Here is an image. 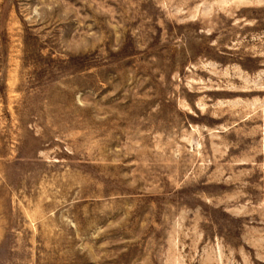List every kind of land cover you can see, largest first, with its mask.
<instances>
[{
  "label": "rangeland",
  "instance_id": "rangeland-1",
  "mask_svg": "<svg viewBox=\"0 0 264 264\" xmlns=\"http://www.w3.org/2000/svg\"><path fill=\"white\" fill-rule=\"evenodd\" d=\"M0 264H264V0H0Z\"/></svg>",
  "mask_w": 264,
  "mask_h": 264
}]
</instances>
